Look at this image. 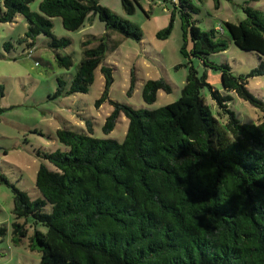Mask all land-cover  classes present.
Returning a JSON list of instances; mask_svg holds the SVG:
<instances>
[{"label":"trees","instance_id":"1","mask_svg":"<svg viewBox=\"0 0 264 264\" xmlns=\"http://www.w3.org/2000/svg\"><path fill=\"white\" fill-rule=\"evenodd\" d=\"M31 1L0 0V21H13L17 14L26 19L20 41L28 51L40 34L55 50L70 43L53 33L52 17H59L68 30L82 26L89 14L104 23L105 33L95 45L89 46L91 38L81 42L83 56L70 83L58 78L55 93L88 91L108 48L109 33L142 37L135 22L100 0H41L38 10L29 8ZM170 1L174 9L169 23L157 37L169 35L177 9L181 52L212 65L207 56L227 48L219 29L203 31L195 25L191 12L198 8L191 0ZM121 4L128 14L139 6L138 0ZM243 12L240 21H225L223 26L238 48L258 54L250 75H264V11L246 5ZM56 58L60 66L71 65L67 54L57 52ZM222 68V87L264 110L246 80L233 76L227 65ZM100 70L105 84L96 105L106 98L112 81L109 66ZM133 84L132 76L129 91ZM203 85L209 86L206 75L198 76L190 66L180 96L164 106L150 109L111 101L102 130L110 132L124 114L128 125L122 141L94 136L90 121L86 131L56 129L64 147L37 152L42 159L35 177L40 195L31 198L12 186L13 240L27 234V222L18 220L30 216L35 227H46L34 228L28 237V246L41 252L39 264H264V115L256 123H241L228 112L223 124L200 93ZM158 89L171 90L163 78L145 80L144 102L152 103ZM209 89L225 106L230 96ZM4 232L0 227V237Z\"/></svg>","mask_w":264,"mask_h":264},{"label":"rangeland","instance_id":"2","mask_svg":"<svg viewBox=\"0 0 264 264\" xmlns=\"http://www.w3.org/2000/svg\"><path fill=\"white\" fill-rule=\"evenodd\" d=\"M41 0L29 3L31 10H38ZM139 6L128 14L121 0H100V4L126 19L135 22L142 30V37L136 40L122 37L117 32L109 33L104 58L94 71V80L87 92L73 94L55 93L58 78L68 85L81 60V42L91 38L95 45L105 33L104 23L96 14H89L84 24L75 30L65 29L60 18L52 17L53 33L57 37H67L70 43L57 50L48 45V37H36L32 52H28L25 42L20 41L27 29L26 19L17 14L13 21H0V227L5 229L0 237V264H39L41 252L28 246V237L34 228L46 230L43 225L35 227L30 216L18 221H26L27 234L18 241L13 240V222L16 221L13 208L12 186L24 190L31 198L40 195L35 186V177L42 159L37 152L63 148L55 135L58 128L73 130L87 129L90 121L92 134L96 137H110L122 141L128 119L120 114L114 128L105 133L102 124L112 110L111 101L127 103L133 107L150 109L164 106L176 100L192 66L198 76L206 75V82L222 96L229 95L225 106L213 99L208 85L200 88L213 114L226 124L229 113L241 123L258 122L264 115L262 106L243 99L235 91L222 87L220 73L222 65H227L233 76L246 80L248 91L264 105V75H250L257 66L256 52L238 48L224 29L225 21L238 22L244 17L243 7L264 11V0H191L197 7L191 12L195 25L208 31L217 28L225 39L227 48L210 53L207 58L213 64L203 63L194 56L181 52L184 43L180 12L175 9L172 28L166 38L156 33L169 23L174 4L170 0H138ZM222 26V30L220 29ZM186 51L189 53L191 40L187 34ZM8 42L9 46L5 47ZM69 55L71 65L58 64L56 53ZM102 65L111 68L110 82L106 98L96 105L104 90L105 79L100 70ZM132 90L129 91L131 78ZM163 78L171 90L158 89L152 103L142 98L143 83L147 79ZM50 167L54 166L45 161Z\"/></svg>","mask_w":264,"mask_h":264},{"label":"built area","instance_id":"3","mask_svg":"<svg viewBox=\"0 0 264 264\" xmlns=\"http://www.w3.org/2000/svg\"><path fill=\"white\" fill-rule=\"evenodd\" d=\"M29 53H31V51H28Z\"/></svg>","mask_w":264,"mask_h":264}]
</instances>
